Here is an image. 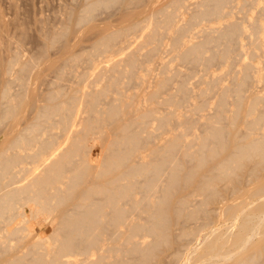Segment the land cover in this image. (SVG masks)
Listing matches in <instances>:
<instances>
[{"label": "bare ground", "instance_id": "6f19581e", "mask_svg": "<svg viewBox=\"0 0 264 264\" xmlns=\"http://www.w3.org/2000/svg\"><path fill=\"white\" fill-rule=\"evenodd\" d=\"M131 1L134 2V0ZM117 2H120V0H99L97 2L94 1V3L89 5L86 4L87 7H84L85 9L82 11V13H80V15L76 14L78 17L76 16L75 18L77 20L75 24L77 25L79 22L80 24L82 22H86V20L90 19L91 16L95 14L96 10L102 5L108 7L109 5L112 6V4L114 5ZM231 2L232 0H204V7L199 9L198 13L196 12L197 15L196 13L193 14L194 19L192 22L194 23L196 20L202 17L208 18L210 20L211 18L221 17L224 14V5ZM169 3H171V6L173 5V8L175 7L174 11L178 8L181 9L182 5L185 4L184 0H170ZM135 5L137 4L135 3ZM184 6L187 8L188 5L186 4ZM133 7L131 9L135 8ZM123 9H125V7ZM156 11L158 14L155 13V10L153 15L151 12H149V14L152 15L150 17L151 20H146L147 23L149 22L150 25L152 24L151 27H153H148L149 29L151 28L149 31H147L146 28L147 23L142 25L140 21L139 25L138 22L133 23L132 19L131 25L127 24L130 25L127 27L128 29H124L126 32H128V30L134 32L132 30L139 28L141 31L146 28V33H144L145 36L150 38L149 40L154 41L160 40V38H158L160 37V27L172 29L176 34L174 41L178 45H181V49H183L182 53H178L179 56H181L183 60L197 62L200 64L204 58L203 53L206 51L205 49L208 46L210 47L211 42L213 41V38L211 37L212 35L209 33L208 36L210 35V37H208L207 40L202 43L200 42L194 45H186L182 35L186 32L188 27L174 28L176 11L169 12L164 9V7L158 8ZM159 13H162L165 16L163 20L161 19L162 21L157 20L159 16H155L156 14L159 15ZM132 14L133 13L131 12L130 15ZM141 14L139 16H141ZM262 14L264 15V13ZM262 14L260 15L262 16ZM130 17L131 16H129V18ZM259 18L261 19V17ZM125 20L128 21L129 19ZM255 21V24L253 23L252 26L255 27L254 30L256 32L260 33L262 31V23L259 24V19H257V17H255ZM186 26H188V23ZM192 27H194V25L191 26V30ZM243 28L244 27L238 23H230L227 26L226 31H224L222 35L220 34V39L216 38L214 35L216 40L219 39L224 44H221V46H224L222 47L223 52L221 50L222 53H219V49L217 50L218 54H221V60H219V62L221 61L225 63L228 60L227 57L231 55L229 53L235 52V47L233 48L234 51L232 50L231 52V47L229 48V46L232 45L231 43H235L234 39L240 37V35L243 34ZM124 29H122L123 31H119L117 29V31L114 32L112 30V33L109 30V34H107V31L103 32V35L101 34L102 37L99 36L101 38H98V41H95V43H97V47H105V49H108V47H111L115 41H118L117 38L120 37V35L126 33L124 32ZM259 33H257L258 37L256 39V47L257 49L263 48L264 50V39L261 37V35H259ZM67 35L68 34H66V36ZM53 38L52 40L55 42L57 37L54 39ZM52 40L51 42L53 44ZM253 43L255 45L254 41ZM92 48L94 49V47ZM155 49L156 48H154V50ZM134 52L131 53L132 55H130V58H127L132 65H134L136 62L133 57L135 56ZM214 53L213 55L217 54ZM259 53L262 54L261 52ZM92 54L95 55L94 53ZM18 56L20 58V55ZM211 56L212 55L206 58H215L217 55ZM218 57L219 55L217 56V60ZM13 58L12 60H14ZM17 58L18 57H16V59ZM222 59H226V61H223ZM217 60H214V62ZM248 63L249 62H247V64ZM114 65L116 64L114 63ZM252 65L253 64H251V66ZM136 67L137 65H134V69ZM245 67H243V71L246 74L247 72L250 74L249 69H251V72L254 73V71H252V67L254 66L251 68L249 65L247 68ZM20 73L23 72L20 71ZM250 75L251 78H254L252 74ZM237 76L238 75L236 74V77ZM239 77L237 78L242 79V81H234L236 84L233 82V87L229 86V88L228 86H222L223 88L221 91L220 101L218 102L217 116L213 119L211 118L210 120H207L205 123L203 122L204 119L202 120L205 125L202 123L201 124L204 125V128L206 127V129H204L202 126V129L205 130L204 135H202L201 132V136L198 134V136H196L193 140H183L184 133L171 134V136L164 138V144H159V146L153 145L155 148L151 149V152L155 157H153L152 153H149L153 158L151 162V157L147 162L144 161L145 156L143 154V147L147 145V140H150V138L153 136L151 137L152 134H150V137L142 136L140 129L144 127V132L147 130L148 125H146L145 128V124L149 123L148 121L154 114L156 110V104L153 106H151V104L150 107H144L143 105H140L138 101H136V103L138 102L137 104L140 106L134 104L138 106V108H136V106L133 105V107L136 109L135 112L130 113V111H127L131 115L135 113L136 117L121 123L119 120L122 119L124 113L123 108L119 106V102L121 103L120 105H124L121 101L115 103L117 106L114 105V107L113 104H110L112 102H110L108 105H112L111 109H108L109 106L107 108L105 107L107 112L103 111L102 107L100 110L97 109L100 107L99 104H101L99 103V99L105 96L106 92V95H108L114 85L116 87L115 90H119V87L117 86H120V84H118L120 82L117 81V78L116 81L111 79L112 84L110 83V85L114 84L111 86V89L105 86L108 88L109 92L107 89H104V87L101 90L93 89L95 91L93 92V97H91L92 99L86 96H91L92 90L90 94H85L86 97L83 96L82 93L84 92H82V89V93L78 95V92L80 91L78 89L79 91L77 90L71 95L68 93L69 96H65L62 99L61 96L63 94L60 90H53L50 92L48 94V101H46L47 103L43 104L42 102L43 105L39 104L40 107H38L39 109L37 108L38 111H36L39 113H37L36 119H32V122L29 120L31 123H29L27 120L29 124L24 123L26 121L25 119L23 124L27 125H25L23 129H16L18 125L15 126V129L13 130H11L9 127L12 135H9V130H7V132L9 131L8 134H4L5 138L7 135H9L8 137H11V139L6 138L8 141L10 140V142L8 144H5L6 142H4L3 144H5L6 147L1 146L2 148L0 149V232L2 233H0V264H150L156 259L157 256H159L161 247H167L168 249H171L170 252L172 255L170 256V254H167L165 256H161L159 260L160 264H174L182 262V259L184 260L183 249L185 248L184 250H189L192 243L193 246L191 245L192 247L190 248L189 255L187 256V259L185 258L186 260H184L182 264H264V181L260 179V174L264 169V126H262L264 124V114L261 113V115H256L252 120H245L247 122L244 121L245 125H242V128L247 125L245 127L247 130L245 131L244 129V132L242 130V135L237 129L235 130L236 120L239 119V117L237 118V114L240 115V113L234 114L235 118L231 121L232 129L229 128L230 124H227L228 126L225 125L228 128L223 125L225 121L228 122L226 119L227 115H224V105L228 94H230L229 92L232 91V93H235L238 99V105H236V108H239L241 106L242 97H244L242 95L243 85L247 87L252 81L248 80V85V81L246 84L244 83L246 80L244 78L248 77V74L244 78H242V75ZM8 79L6 80L8 81ZM118 79H120V76ZM233 79L235 80V78ZM168 80H166V83ZM216 83L215 85L218 87L220 82H218V84ZM165 84L163 86H165ZM20 87L22 86L20 85ZM9 89L6 87V89L1 92L2 95L0 93V124L8 120L13 121L14 119L17 120L15 123L18 124V113L22 114L20 111L22 104L21 101H15V97L11 96ZM162 89L163 88L161 87L154 89V91H152L149 95L150 98L157 102L156 99H158ZM180 89L181 91L179 90V92H182V96L186 94L185 97H183L185 101H187L186 99H188V93L186 92L189 89L187 91L185 90L186 88L183 87ZM87 92L85 91V93ZM119 92L122 93L120 90ZM244 92L243 94H245ZM65 93L67 94V92ZM172 96H168L170 100L169 98L163 99L164 101L169 100L172 105L176 106L178 104L182 105L181 102H185L184 100L180 102L179 99V101L172 99L174 98ZM180 96L181 95H179V97ZM183 97L181 98L183 99ZM122 99L120 96V100ZM259 100H262L261 97L256 96L253 100L251 99L250 104H247L248 106L244 104L247 108L245 112V114L247 113V116H251L256 113ZM122 101L123 103L126 102L125 99ZM169 102L166 104L170 105ZM96 103L98 106H96ZM127 103L129 102L127 101ZM133 103H135V101L132 102V104ZM204 103L206 104L205 101L202 104ZM33 105L35 106V104ZM126 105L127 104L125 103V106ZM202 108L205 109L203 106ZM83 109L91 110L93 113L96 111V116H92L94 115L92 114L90 115L91 117H86L83 119L84 121L82 120L83 125L85 123V125L82 127L86 129V132H83L82 135H79L77 130H75L77 132H73L72 129L70 130V128L73 126L74 118H77V116L79 117ZM126 109L131 111L133 110L130 108L128 109V107ZM98 110L100 112L102 110L103 112L100 113ZM98 112L101 115L98 114L97 116ZM104 112L108 113V116H106L107 114L103 115ZM23 113H25V111ZM102 115L106 117L105 119L107 120L105 121H119L120 125L116 126L118 131L116 130V133H114L115 131L113 130L115 129H112V133L114 134H112L110 131V134L112 135L106 139L107 147L106 152L104 153V159L100 163H93L92 157L94 154V148L96 146H91L88 148L87 144L90 141L87 143V140L90 136H93L94 139H101L102 135L104 136V130L106 128L103 130V133L97 132V130L95 131V128L98 129L103 126L101 125L98 127L101 121L104 122ZM131 115H129V117ZM176 115V110L172 109L165 112L164 114L158 115L156 118L159 121V127L164 130L169 128L172 121L175 122V120H179V116L177 117ZM23 116L26 115H22V117ZM56 116H60V120H58L62 126H64L66 131L70 130L74 134L77 133L76 136L72 135L73 138H71L72 136L70 134L69 135L71 137H68V133H66L67 137L70 138L67 142L71 145L69 144L70 146L68 145L69 147L68 149L65 148L66 150L64 147V150L61 149L62 147L58 148L62 151H59L56 148V146H59V144L56 143L58 140H55L57 139V136L55 135L57 133L54 132L55 134H53V130L51 129H54L53 125L49 124L50 126L48 127L50 135L47 134V138L42 136V133H44L42 132L44 131V126L47 131V123H53V120ZM99 116H102V118ZM175 116L178 119H175ZM224 116L226 120L224 119ZM19 118H21V116ZM105 123L104 125L107 126ZM186 123L189 124L191 122L187 121ZM188 124L186 125L187 131H189V128L194 127V125L190 124L191 126H189ZM10 125L13 127L12 122ZM54 125L57 126L58 124ZM74 127L75 126H73V128ZM139 127L142 128L139 129ZM49 128L52 131H50ZM14 130L18 131L13 134ZM146 135L149 136V134ZM105 136L107 137V135ZM150 144L151 143H149V146ZM145 147L147 148V146ZM179 152L182 154V157L179 156L180 158L178 157ZM180 159L181 161L185 160V166H187V164L190 166H187L188 168L184 166V168V164H182ZM186 161H189L192 163V165L190 163L186 164ZM207 164L210 167L204 170V167L208 166ZM139 177L142 178L140 179ZM164 178H167L166 180L168 181L167 184L162 187L164 183L162 184L161 182H164ZM244 178H248L254 180V182H257L256 187L250 190V197L252 196L250 199L256 197V202L250 203L254 201V198L250 202L247 200H242L240 202H231L226 204V219L232 221V225L230 222V226L225 224V227L222 229L212 226L214 223L212 222V219L214 218V212L209 208V206L211 203L217 202L222 197V190H228L231 188L234 192L239 191L240 185H242L245 180ZM223 181L226 183L223 184ZM222 185H225L224 188ZM193 186L196 187H194V190H192ZM161 187L163 193L161 192L162 194H158L161 191ZM187 187V191L191 190L197 192L199 190L205 195H203L205 197L204 200H201L203 203L200 202L201 205H197V207L194 206V209H190L189 207L192 206L193 203L191 202L194 200L191 198L193 197L191 191V194H185L183 192L184 194L182 193V195L174 197V192L176 193L177 190L181 188H185L186 190ZM189 187L192 189H189ZM138 191L140 194L142 193L141 197H137ZM141 204H144L146 209L144 206L141 207ZM26 206L31 209V213H36H34V215H37L38 213L40 214V212H46L48 215H54V220L59 222H55L57 224L55 232L57 233L58 237L57 240L54 239L58 244H56L54 241L53 244L55 243L56 245L52 247L51 244H49L51 247H46L44 243L43 246L39 244L42 241L44 242L42 239L41 242L37 240L39 243L33 241L32 244H27L28 247L25 245V249H27V251L30 249L29 252H26L23 246L22 248L24 249L25 253L23 252L21 254L20 252L19 255H16L15 252L19 251L17 250V247L20 246L19 245L16 247V245L20 243L19 241L16 242V240H22L23 238H26L28 232L26 233L25 231H28L27 229L29 227L27 224L25 226L22 225L23 223L17 224L13 229H9L8 226L14 224L18 217H23L26 215L24 209V211H19L21 207L25 208ZM141 211L146 212V214L144 213L146 217L143 215L139 216ZM136 213H139V215ZM134 215H137L138 218H135ZM144 219H148V222L146 220V222H142ZM192 222H196V225L191 226L190 223ZM230 227L232 229H230ZM146 235H152L153 241L146 242L144 240ZM142 239L143 241H141ZM14 240L16 242L15 246L11 244L14 243L11 242ZM202 246L203 250H205L204 252H202ZM22 248H20V251ZM12 250H17L14 252L15 256L13 255V257H11L12 254L10 255L9 253ZM6 254H8L7 257L10 255L11 258H5L4 256H6ZM184 254H186V252ZM111 258L112 262L108 261V259Z\"/></svg>", "mask_w": 264, "mask_h": 264}, {"label": "rangeland", "instance_id": "374dc122", "mask_svg": "<svg viewBox=\"0 0 264 264\" xmlns=\"http://www.w3.org/2000/svg\"><path fill=\"white\" fill-rule=\"evenodd\" d=\"M94 1L97 2L99 0H0V83H1L0 84V93L3 92L6 89V87H8V89L11 88V89H9V92H10L11 96L15 97V99L13 97H11V98H13L15 101L19 100L22 103L21 109H20L22 114L18 113V121H19L18 124L15 123V121L17 122V120H15V119L13 121L8 120V121H5L4 123L0 124L1 125L0 126L1 127L0 128V149L2 148L1 146L6 147L5 144H8L10 142V140L8 141V139H11V137L9 138L8 136L12 135V133L9 130V127L11 130H13V129H15L14 127L18 125L19 127L17 126L16 129H18V128L23 129V127H25V125L32 122V119H36L37 113H39V112H36L39 109L38 107H40L42 102H43V104L47 103L46 101H48V96H49L48 94L50 92H52L53 90H57V91L60 90L62 92L63 95L61 96V99L64 98L65 96H69V94L70 95L73 94L78 89L80 90V91L78 90L80 92V93L78 92V95H80L82 92H84V93H82L83 96H85V94H88V93L90 94V92L92 90L91 96L86 95V96L91 98V97H93L92 95H93V92L95 90H101L103 87H104V89H107V90H108V88L111 89V86L114 85V84L110 85V83L112 84L111 79L116 81V78H117V81L120 82L118 84H120V86H121L120 87L118 85L117 87H119V90L122 93H120L119 90L118 91L115 90L116 87L114 85L110 92L108 90V92H109L108 95H106L107 94V92H106L105 96L100 98L103 100L99 99V101H100L99 103H101V104H99L100 107H98V108L96 107L97 109L100 110V108L102 107L103 109L102 108L101 109L103 111L107 112L106 108L109 106L108 104L110 102H112L110 104H113V107H114V105L117 106V104H115V103L121 101L122 104H124L123 105L124 107L122 105H120L121 104L120 102H119V106H121L123 108L124 113H123V117H122L123 121H122V119H120L119 121L122 123V122H126V120L128 121L129 119L136 117L135 113H133L131 115L127 112V111H130V113L135 112L136 109L133 107L134 104L138 105L137 103L139 102V104L143 105L144 107H150L151 104H152L151 106L156 104L155 105L156 110L154 112L155 115L153 114L154 116L152 115V117L148 121L149 123L145 124V128H146V125H148L147 130H145V132L147 131L148 133L144 132V129H143L144 127L143 128L139 127V129L142 128V129H140L142 136L150 137V134H152L151 137L153 136L152 138H150V140L149 139L147 140L148 143H147V145H145V146H147V148L145 146L143 147V154L145 156V160H144L145 162L150 160V157L152 158V155H153V157H155L154 154L151 152V149L155 148L153 145L159 146V144H162V143L164 144V142H165L164 138L171 136V134L184 133L183 140H193L201 132H202V135H204L205 134L204 129H206V127L204 128V125H205L204 123L207 120H210L211 118L213 119L217 116L218 102L220 101L222 88L226 87V86H228V87L232 86L233 87L234 84H236L234 81H237V82H239L240 80L242 81V79L237 78L241 75H242V78H244L248 74V77L244 78V79H246L244 82L245 84L248 80L249 81L252 80V81L250 82L249 85H248L249 81L247 82V85H248V86L246 85L247 87H245V85H243L242 95L244 97H242L241 106L240 107L238 106L239 108H236L237 107L236 105H238L237 104L238 99H237L235 93L234 92L232 93V91L229 92L230 94H228V96H227L228 101L226 100L225 105H224V115L225 116L227 115L226 119L228 120V122L225 121V123H223V125L228 126L227 124H230L229 128H231V126H232L231 121L235 118L234 114L240 113V115L237 114V118L239 117V119L236 120L235 130L237 129L239 131V133L242 135L245 127L247 126L246 125V126H244V128H242V125H245V123H244L245 120H247V119L252 120L254 116L261 115V113L264 114V109H263L264 108L263 107L264 106L263 105L264 104V101H263L264 100V50H263V48L257 49L256 39L258 37L257 33H259V32H256L254 30L255 27L252 26L253 23L255 24V22H256L255 17H257V19H259V24L262 23V29H261L262 31L260 30L261 32L259 33V35H261V37L264 39V29H263L264 28V15L262 14V13H264V12H262V11H264V0H254V2H253V0H244V1L243 0H232V2H231L232 4L227 3L224 5L225 6L223 9L224 14L221 17L211 18V20L208 18L202 17V18L198 19L199 21L196 20L194 23L192 22L194 19L193 14H195L196 12L198 13L199 9L204 7V0H184L185 4L182 5L181 9L178 8L179 10L178 9L175 10L176 12L174 11L175 7L173 8L172 7L173 5L171 6V3H169L170 0H158V1L157 0H140V1L134 0V2L131 0H125V1L120 0V2H117L114 5L112 4V6H115V7H112L111 5H109L111 7L108 6L111 10L105 5H102L101 7H99L100 9L98 8L96 10L95 14L92 15L90 19L86 20L87 24H86V22H84V23L82 22L81 24H80V22L79 23L77 22L78 24L76 25L75 24V22L77 21L75 19L76 16L80 15V13H82V11L87 7L86 4L89 5L91 3H94ZM128 2H130V3H128ZM160 2H161V4H160ZM135 3L137 5H135ZM128 4H130V5H128ZM147 4H149V5H147ZM186 4L188 5L187 8H186V6H184ZM250 4H252V5H250ZM116 5H117V7H116ZM167 5L169 8L167 7ZM242 5H243V7H242ZM136 6H138V7H136ZM156 6L157 7L159 6L158 8L164 7V9H166L169 12H175V26H174L175 29L178 27L179 28H181V27L187 28L188 27L186 32L182 35V38L186 42V45H194V44H196V43L198 44L200 42L202 43V42L206 41L207 38L210 37V35H212L211 37L213 38L214 42L213 41L211 42V45H210L211 48L208 46L205 49L206 51H204V53H203V57H204L203 60L201 62L198 61V62H200V64H198L197 62H191V61L183 60V58L181 56H179L178 53L179 52L182 53L183 49H181L182 48L181 45H178L174 41V37L176 36V34H175V32H173L172 29L160 27V30H161L159 32L160 37H158V38H160V40H157V41L149 40L150 38L145 36L144 33H146V28H147V31H149L151 28H153V27H151L152 24L150 25L149 22H148L149 23L148 24L146 20L147 19H149L148 21L151 20L150 17L154 14V10H155V13H157L156 9L158 10V8ZM124 7H125V9H123ZM132 7L134 9H131ZM128 9H129V11H128ZM135 10H137V11H135ZM129 12L130 13L132 12L134 15L133 14L130 15ZM149 12H151L152 15L149 14ZM125 13H126V15H125ZM139 13L140 14L142 13L143 15L141 14V16H139L140 15ZM144 13H145V15H144ZM197 13H196V15H197ZM147 14H149V15H147ZM157 14L155 16L156 17L159 16V17H158V19L157 18L156 19L162 21L165 16L162 13H159V15H157ZM260 14H262V16ZM129 16H131V17L129 18ZM258 16L261 17V19ZM93 17H95V18H93ZM92 18H93V20H92ZM125 19H129V20L127 21ZM131 19L133 20L132 21L133 23L138 22V24L140 25V21H141L142 25L144 23L145 24L147 23L148 26L146 25V28H144L141 31L138 28V29L132 30L134 32H131L130 30H128V32H126V30L128 29L127 27L130 26L132 23ZM119 20H121V21H119ZM231 21H233V22H231ZM177 22H178V25H177ZM184 23H186V24H184ZM187 23H188V26H186ZM230 23H238L244 27L243 28L244 30L242 32L243 34H241L240 37H237L236 39H234L235 43L229 42L232 44V45L229 44V45H231V46H229V48L231 47L230 48L231 52H232L234 47H235L234 48L235 52L229 53V54H231V55H229L231 57L228 56L227 61H226V59L225 60L222 59L223 61H226L225 63L221 62V61H220L221 62L220 63L219 60H221V57H220L221 54H218V51H220L219 53L223 52L222 47H224L223 46L224 44L219 40L220 39L219 36L221 37L222 33L224 31H226V28ZM127 24H130V25H127ZM75 25H76V27H75ZM193 25H194V27H192V30H191V26H193ZM148 27H151V28L149 29ZM220 27H221V29H220ZM213 28H214V30H213ZM117 29L119 31H123L122 29H124L125 30L124 32H126V33L120 35V37L117 38L118 41H115V43H113V45H111L113 50L111 47H108V49H105V47H102V48L101 47L98 48L99 46L97 47V45H96L97 43H95V41L98 38L102 37L101 34L103 35V32L107 31V34H109L110 31L112 33V30L114 32V31H117ZM211 31H213V32H211ZM64 32H65V34H64ZM209 33H210V35L208 36ZM62 34H63V36H62ZM66 34H68V35L66 36ZM214 35L216 36V38H219V39L216 40V38H214L215 37ZM99 36H101V37H99ZM53 37L54 38L57 37L58 40L56 39V41L54 42L52 40ZM51 40L53 41V44H52ZM119 41H120V43H119ZM218 41H220V42H218ZM253 41L255 42V45H254ZM239 43H240V45H239ZM221 44H223V45L221 46ZM92 47H94V49ZM154 48H156V49L154 50ZM96 49H98V50H96ZM105 50H106V52H105ZM221 50H222V52H221ZM240 50L243 52H241ZM215 51H217V52H215ZM133 52L135 55L133 57L136 60L134 65L135 66L137 65V67L135 69H134V65H132L130 63L129 59H127V58H130V55H132L131 53H133ZM253 52H255V53H253ZM259 52H261L262 54H260ZM92 53H94L95 55H93ZM213 53L214 54L217 53L216 55L217 56L219 55L220 58L218 57V60H217V56L213 55ZM238 53H240V54H238ZM18 55H20V58ZM210 55L216 56V57L215 58L209 57L210 59L206 58ZM232 55H233V57H232ZM15 56L18 58L16 59ZM12 58L15 61L12 60ZM72 58H73V60H72ZM76 58H77V60H76ZM19 59H20V61H19ZM206 59L208 61L209 60L210 61L208 62ZM214 60H217V61L214 62ZM217 62H219V63H217ZM247 62H249V63L247 64ZM9 63H10L11 67L9 66ZM114 63L116 65H114ZM129 63L131 64V67H130ZM210 63H211V65H210ZM222 63H224V64H222ZM250 63L253 64L252 66H254V67H252ZM248 65L250 66V68L252 67V71H254V73H253V72H251V69H249L250 74H252L254 76V78L252 77L253 79L251 78V75L247 72V70H246L247 74L243 71L244 70L243 67L246 66L245 68H247ZM21 66H23V67H21ZM26 68H27V70H26ZM133 69H134L135 73H134ZM236 70L238 71V73ZM20 71L23 73H20ZM243 72H244V74H243ZM7 74H9V75H7ZM236 74L238 75L237 77H236ZM245 74H246V76H245ZM119 76H120V79H118ZM169 77H171V78H169ZM215 78L218 82H220L218 87H216V85H215V83L217 82L215 80ZM233 78H235V80ZM239 78H241V77H239ZM6 79H8V81ZM12 80H13V82H12ZM163 80H164V82H163ZM166 80L169 81V82L167 81L168 84L166 83ZM214 80H215V82H214ZM21 81H22V83H21ZM115 81H113V82H115ZM162 82H163V84H162ZM218 82L216 84H218ZM233 82H234V84H233ZM164 84L166 87L163 86ZM20 85L22 87H20ZM108 85H110V86H108ZM105 86L108 88H106ZM158 87L163 88L162 89L163 91L161 90V93L159 94L160 97L158 96V99H156L157 102H155L150 98L149 95L152 91H154V89H156ZM181 87L186 88L185 89L186 91L189 89L186 92V93H188V95H187L188 99H186L187 101H185V99H184L186 94H184L183 95L184 97H183L182 92H179V90L181 91V89H180ZM81 89H82V92H81ZM93 89H95V90H93ZM205 89H206V91H205ZM207 89H209V90H207ZM63 90H64V93L67 92V94L65 93L66 95L63 93ZM83 90H85L86 92L87 91H89V92L85 93V91H83ZM244 90H245V92H244ZM243 92L245 94H243ZM1 95H2V93H1ZM1 95H0V97H1ZM179 95H181V96L179 97ZM120 96H121V99L123 98L122 100L125 99V101H126L125 103L127 104L126 106H125V103H123V101L120 100ZM168 96L174 97L172 99H175V100L179 99L180 102L182 100H184L185 102H181L182 105H180V104H178L177 106L172 105L169 102L170 98ZM256 96H258V97L260 96L262 100H259L258 107L256 109V113H254L251 116H247V113L245 114L246 109H247L246 106H248L247 104L248 103L250 104L251 99L253 100L254 97H256ZM181 97H183V99ZM163 98L164 99L169 98V100L168 101L165 100L166 101L165 102ZM236 99H237V101H236ZM33 101H35V102H33ZM127 101L129 103H127ZM134 101H135V103L132 104V102H134ZM136 101H138V102L136 103ZM204 101L206 102L207 105L205 103L202 104ZM235 101H236V103H235ZM261 101H263V102H261ZM130 102H131V104H130ZM168 102L170 103V105L166 104ZM227 102H229V103H227ZM36 103H37V106H36ZM242 103H243V106H242ZM261 103H263V104H261ZM33 104H35V106ZM136 105H134V106H136ZM140 105H138V106H140ZM22 106H23V108H22ZM96 106H98L97 103H96ZM111 106L112 105L109 106L110 108L108 107L109 110L111 109ZM138 106H136V108H138ZM143 106H141V107H143ZM202 106L205 107V109L206 108L207 109L205 110L204 108H202ZM206 106H208V107H206ZM127 107H128V109L130 108L133 110L132 111L127 110L126 109ZM97 109H95V110H97ZM171 109L176 110V112H177L176 116L177 117L179 116L178 117L179 120L178 121L175 120V122L172 121L170 123L171 124L170 127L167 128L166 130H164V129L159 127V124H158L159 121L157 120L156 117L160 114H164L165 112H167ZM102 110H101V112L100 111L99 112L102 113L103 112ZM24 111H25V113H23ZM125 111H126V113H125ZM257 111H258V113H257ZM99 112L97 113V116H98ZM106 112H104L105 114L103 113V115L107 114L106 116H108V113H106ZM95 113H96V111H94V113H93L91 110L83 109L82 112L80 113L79 117L77 116V118L76 117L74 118L73 126H75V127L73 128V126H72L70 128V130L72 129L73 132L75 130H77L79 135L80 134L82 135L83 132H86L85 131L86 129H84V127H82L85 125V123L83 125V121H84L83 119L86 117H91L90 115H92V114H94L92 116H96ZM127 113L129 115H131L130 116L131 118L129 117V115ZM124 114H127V115H124ZM22 115H26L27 117L26 116L22 117ZM99 115H101V114H99ZM20 116H21V118H19ZM34 116H35V118H34ZM102 116H99V117L102 118ZM202 116H204V117H202ZM225 116H224V119H225ZM28 117H29V119H28ZM177 117L175 119H178ZM105 118L106 117L103 116L104 122L101 121L99 123L100 125L99 126L97 125L98 127L103 125L100 128H98L99 131L97 128H95V131L97 130V132L103 133L105 131L104 136L102 135L101 139H94L93 136H90L87 140V143L90 141L87 144L88 148L91 146H94V147L96 146L94 148V154L92 157L93 163H100L104 159V155H105L104 153L106 152V147H107V140L106 139L108 137H110L112 134L116 133V130L118 131V129H116V126L120 125L119 121H116V122H114V121L110 122L109 120L105 121V120H107ZM25 119H26V121H25ZM58 119L60 120V116H56L54 119L55 121L53 120V123H47V125H48V126L46 125L47 131H46L45 126H44V129H43L44 131H42L44 133H42V136L46 137L47 134L50 135V132L48 131V127L50 125H53L54 129L53 128H51V129L53 130V134L57 133V134H55L57 136L56 137L57 139H55V140H58V141H56V143L59 144V146L56 144L58 146V147L56 146V148H57V150L62 151L58 148L62 147L61 149H63V147H64V149L65 148L68 149V147L71 145L70 143L67 142L68 139H70L68 137L70 135L76 136L77 133L74 134L70 130L66 131V129L64 128V126H62V124L60 123V121ZM27 120L29 123L27 122ZM186 120L191 122V123H189V124L186 123L187 122ZM202 120L204 123L202 122ZM263 120H262V122H263ZM81 121H82V125H81ZM6 122H9V123H6ZM11 122L13 123V125H12L13 127H11V125H10ZM23 122L27 123V124H23ZM105 122H107V123H105ZM194 122H198V123H194ZM245 122H247V121H245ZM104 123L107 124V126H105ZM201 123L204 125H202ZM54 124H56V125L58 124V125L55 126ZM187 124L189 126L194 125V127H191L193 129L189 128L188 129L189 131H187V128H186ZM6 125H8V126H6ZM157 125H158L159 129H158ZM261 125H262V123H261ZM60 126H62V127H60ZM202 126L204 129H202ZM262 126H264V124ZM226 128H228V127H226ZM261 128H263V127H261ZM20 129H18V130H20ZM51 129L49 128L50 131H52ZM112 129H115V130H113V131H115L114 133H112L113 132ZM7 130H9L11 133V134L9 133V135H7L6 138H8V139L5 138L6 133L8 134V132H9V131L7 132ZM18 130H16V131L14 130L15 132L13 131V134H15ZM100 130H102V131H100ZM242 130H243V132H242ZM246 130L247 129H245V131ZM77 131H75V132H77ZM110 131L112 134H110ZM143 132L145 135L143 134ZM66 133H68V137H67ZM51 134H52V132H51ZM108 134H109V136H108ZM146 134H149V136H147ZM105 135H107V137ZM73 136L71 138H73ZM200 136H201V134H200ZM4 142H6V143L3 144ZM149 143H151L150 146H149ZM60 145H62V146H60ZM160 146H162V145H160ZM194 148H196V147H194ZM192 150H193V148H192ZM149 153H152V155ZM179 156L182 157L181 152H179L178 157ZM152 160H153V158L150 160V162ZM180 161H181V159H180ZM184 161L185 160L181 161L182 164L185 163ZM187 163H190V162L186 161V164ZM190 164L192 165V163H190ZM184 166H185V164L183 165V167ZM187 166L189 167L190 165L187 164ZM187 166H185V167L188 168ZM209 167H210L209 165L207 167L205 166L204 170L208 169ZM139 178L141 179L142 177H139ZM139 178H138V180H139ZM143 179H144V177H143ZM166 179L167 178H164V182L163 181L161 182L162 184L164 183L162 185V187L167 184L168 180H166ZM244 179L245 180H244L243 184L240 185L239 191L234 192L231 188L228 190H222V197L217 202L211 203L209 208L212 209L214 212V218L212 219L213 220L212 222H214V223L212 224V226L222 229L225 227V224L226 225L228 224L227 226H230V222H231V225H232V221H229L226 219L227 218V212L225 211L226 204L231 203V202H240L242 200H247L248 202H250L254 198H255L254 201H252L250 203L256 202V200H257L256 197H254L253 199H250L252 197V196L250 197V190L252 188L256 187L257 182H254V180H251L248 178H244ZM260 179L264 181V169L262 170V172L260 174ZM165 180H166V183H165ZM225 183L226 182H224L223 184H225ZM224 186H223V188H224ZM162 187H161V191L158 194H160L161 192L163 193ZM191 187H189V189H192ZM194 187L195 186H193L192 190H194ZM159 189H160V187H159ZM181 189L177 190L176 193L178 195L174 192V194H175L174 197L182 195L183 192L185 194H191V192H192L193 197H191V198L194 200H192L191 203H193L194 205L192 204V206H189L190 209L191 208L194 209L195 208L194 206L197 207V205L200 206L201 203H203V202H201V200H204L205 195L202 194L203 193L202 191L200 192L198 190L199 192L197 191L198 192L197 193L196 191L190 190L191 191L190 192V191H187L188 187L186 188V190H185V188L182 190ZM137 194H138L137 197L142 196L141 195L142 193L140 194L139 191L137 192ZM142 206L145 207L144 204L143 205L141 204V207ZM202 207H204V206H202ZM23 209L25 210L26 215H24L23 217H18L14 224H12L11 226H8L9 229H13L14 226H16L17 224L23 223L22 225L25 226L27 224V226L29 227L27 229L28 231H25L26 233L28 232L27 233L28 235L26 236V238H23L22 240H16V242H18V241L20 242L16 245V247L20 245L19 246L20 248H22L24 246L23 248L25 249L26 246L28 247L27 244H29V243L32 244L33 241L39 243V241L41 242V239L44 240V242L42 241L41 243H39L42 246H43V243L45 244L46 247L47 246L53 247L54 245L58 244L57 241L54 240V239L57 240V237H58L57 233L55 232V228L57 227L56 223L58 221L56 222L54 220V218H55L54 215H48V213H46V212H40V214L38 213L39 216H38V214L34 215L35 212L31 213L30 212L31 209H29L28 206H26L25 208L21 207L19 209V211H24ZM145 209H146V207H145ZM200 209H202V208H200ZM57 213H58V211H57ZM144 213L146 214L145 211H143V212L141 211L140 215H139V213H136V214H138L139 216L143 215L146 217V215H144ZM58 217H60V216H58ZM134 217L138 218L137 215H134ZM145 220L148 222V219H144L142 222H146ZM226 221H228L229 223ZM190 225L195 226L196 222H192V223H190ZM230 229H232V228L230 227ZM55 233H56V235H55ZM54 237H56V238H54ZM45 239H46V241H45ZM37 240H39V241H37ZM144 240L146 242L147 241L152 242L153 236L152 235L151 236L146 235ZM54 241L56 242V244L55 243L53 244ZM141 241H143V239ZM11 242H14V243H11ZM11 242L10 243L13 246H15V243H16L15 240L11 241ZM49 244H51V246ZM191 245L193 246V243ZM191 245H190V248L192 247ZM19 247H17V250H19V251L15 250V251H17V252H15L12 250L11 251L12 253L9 252L10 255L12 254L11 257H13V255L15 256V253H16V255H19L20 252H21V254L24 252V249L22 248L20 251ZM190 248H189V250L186 248L188 250V252H187V250H184L185 248L183 249V255L184 256L183 255L182 256H183L184 260L187 259V256L189 255V252H190ZM201 249H202V252L205 251V250H203V246ZM29 250L30 249H28V251H27V249H25L26 252H29ZM170 250L171 249H168L167 247H161L159 256H157L156 259L153 262H151L150 264H160L159 260H160L161 256H163V255L165 256L167 254H170V256L172 255ZM184 251L186 252V254H184L185 253ZM8 254H6V256H4V257L5 258H11L10 255H9V257H7ZM184 260L182 259V262H178V263H174V264H182ZM108 261L112 262V258L108 259Z\"/></svg>", "mask_w": 264, "mask_h": 264}]
</instances>
